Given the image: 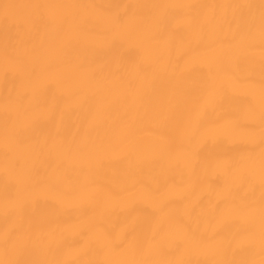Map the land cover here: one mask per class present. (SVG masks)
Segmentation results:
<instances>
[{
    "label": "bare ground",
    "instance_id": "1",
    "mask_svg": "<svg viewBox=\"0 0 264 264\" xmlns=\"http://www.w3.org/2000/svg\"><path fill=\"white\" fill-rule=\"evenodd\" d=\"M0 264H264V0H0Z\"/></svg>",
    "mask_w": 264,
    "mask_h": 264
}]
</instances>
